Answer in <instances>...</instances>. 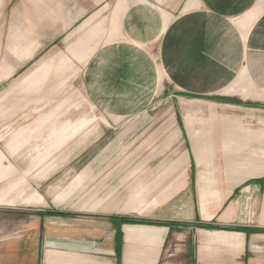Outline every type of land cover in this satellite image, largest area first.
Masks as SVG:
<instances>
[{
  "label": "crops",
  "instance_id": "1",
  "mask_svg": "<svg viewBox=\"0 0 264 264\" xmlns=\"http://www.w3.org/2000/svg\"><path fill=\"white\" fill-rule=\"evenodd\" d=\"M29 1L38 5L32 13L49 15L31 26L77 29L71 44L97 107L116 115L140 108L163 89L165 69L180 115L150 119L161 146L127 166L128 190L98 199L92 220L31 211L45 202L42 184L25 185L19 159L8 157L16 150L0 141V264H264V149L248 146L263 134L239 119H187L184 109L186 98L231 102L253 92L248 73L234 77L250 44L264 54V0ZM36 75L29 91L41 89ZM55 86L49 80L44 92ZM208 122L217 126L205 136L236 146L204 148L193 124Z\"/></svg>",
  "mask_w": 264,
  "mask_h": 264
},
{
  "label": "rangeland",
  "instance_id": "2",
  "mask_svg": "<svg viewBox=\"0 0 264 264\" xmlns=\"http://www.w3.org/2000/svg\"><path fill=\"white\" fill-rule=\"evenodd\" d=\"M51 1L47 7H64L59 0ZM37 7L29 0H0V141L16 150L14 159L8 157L13 164L19 159L25 185L42 184L45 202L30 207L31 211H62V217L79 214L92 220L98 216V199L107 200L112 194L119 197L128 190L127 166L144 162L146 148L161 146L160 140L152 139L150 128L154 125L150 119H179L178 90L162 67L163 89H156L140 108L116 115L97 107L85 90L83 68L71 44L76 39L71 34L77 29L31 26L37 23L34 16L48 20V13L31 12ZM16 8L18 19L14 16ZM256 47L249 45L242 69L234 77L236 81L241 71L248 73V84H243L254 93L244 90L249 93L245 97L238 92L229 99L231 102L204 96L200 100L186 98L185 103L194 100L200 105L187 103L184 109L187 119H224L229 122L223 124L227 126L239 119L243 130L263 134L249 139V148L264 149V54ZM35 74L41 89L29 91ZM49 80L59 90L44 92ZM216 126L209 122L193 124L201 127L202 134L197 137L202 138L201 144L206 143L204 148L236 146L237 141L229 138L205 136Z\"/></svg>",
  "mask_w": 264,
  "mask_h": 264
},
{
  "label": "trees",
  "instance_id": "3",
  "mask_svg": "<svg viewBox=\"0 0 264 264\" xmlns=\"http://www.w3.org/2000/svg\"><path fill=\"white\" fill-rule=\"evenodd\" d=\"M49 213H54V214H59V215H62V214H64V212H62V211H50ZM124 221H127V222H136V221H134V220H132V219H123Z\"/></svg>",
  "mask_w": 264,
  "mask_h": 264
}]
</instances>
